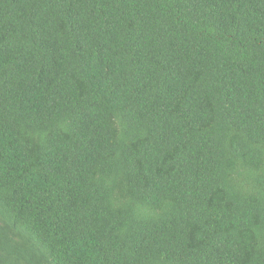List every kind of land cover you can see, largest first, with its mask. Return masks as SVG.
<instances>
[{
    "label": "trees",
    "instance_id": "trees-1",
    "mask_svg": "<svg viewBox=\"0 0 264 264\" xmlns=\"http://www.w3.org/2000/svg\"><path fill=\"white\" fill-rule=\"evenodd\" d=\"M0 264H264V0H0Z\"/></svg>",
    "mask_w": 264,
    "mask_h": 264
}]
</instances>
